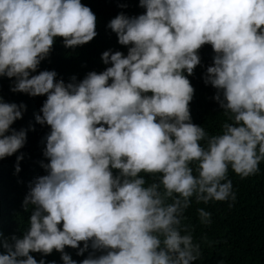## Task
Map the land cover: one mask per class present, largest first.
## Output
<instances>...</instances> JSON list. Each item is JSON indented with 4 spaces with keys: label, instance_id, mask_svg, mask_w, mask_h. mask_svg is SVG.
Returning a JSON list of instances; mask_svg holds the SVG:
<instances>
[{
    "label": "clouds",
    "instance_id": "9594fccd",
    "mask_svg": "<svg viewBox=\"0 0 264 264\" xmlns=\"http://www.w3.org/2000/svg\"><path fill=\"white\" fill-rule=\"evenodd\" d=\"M138 2L136 16L112 6L106 45L73 58L90 68L65 82L39 65L57 37L66 48L96 40L95 13L81 0H0V77L14 93L46 96L35 121L50 129L47 163L38 156L32 173L46 174L21 194L22 235L0 231V264H56L43 258L54 250L63 264H193L204 235L184 223L192 198L235 201L229 167L242 178L259 171L264 0ZM116 37L122 52L112 51ZM202 47L212 62L203 82L227 116L215 135L190 112ZM25 110L0 96V159L24 147L27 130L12 125Z\"/></svg>",
    "mask_w": 264,
    "mask_h": 264
},
{
    "label": "trees",
    "instance_id": "16d2710c",
    "mask_svg": "<svg viewBox=\"0 0 264 264\" xmlns=\"http://www.w3.org/2000/svg\"><path fill=\"white\" fill-rule=\"evenodd\" d=\"M96 15L97 35L90 45L87 43L75 48H66L60 37L55 39L49 56L41 61L40 70H54L57 79L69 82L79 68H90L87 58H76L78 55L95 56L98 49L108 41L106 34L110 30L107 27L108 20L115 17L114 6L130 11L133 16L142 14L145 9L139 6L138 0H81ZM109 2V3H107ZM109 4V6H107ZM113 6V7H112ZM103 11V13H102ZM109 14H106L108 13ZM125 46L117 42V37L112 42V51H123ZM201 64L196 68V82L191 83L194 87V96L190 102L192 122L205 128L209 135L219 134L221 124L227 120L223 110L219 109L216 101L212 99L216 89L205 85L202 75L206 66L212 62L208 59L206 50H199ZM10 79L0 77V96L5 102H21L26 105L21 119L12 125L19 130H27V140L23 148L12 156L0 159V231L5 236L16 234L22 235L24 231L22 221L24 208L22 201L28 191L29 182L39 175L46 174L41 167V162L47 163L43 156L44 138L50 131L47 125H40L35 121V116L40 114V108L46 96H29L25 93L10 91ZM31 126V127H30ZM43 139V140H42ZM43 147V148H42ZM23 154L24 159L20 162V171H15L17 155ZM41 157L40 167L44 172L33 176L36 169L37 157ZM196 174V164L191 165ZM228 178L232 181L233 191L236 194L235 201H210L208 204L197 203L192 198L191 206L185 211L184 223L189 224L198 233L204 236L198 240L201 248V256L193 264H264V161L259 164V171L248 177L235 174L229 167ZM231 205V206H229ZM203 208L211 213V223L208 225L200 222L197 209ZM31 211V207L29 208ZM73 259L80 261L85 256H78L76 249L65 248ZM37 260L41 259L40 253H31ZM46 262L55 261L63 264L60 253L55 250L52 254L43 257Z\"/></svg>",
    "mask_w": 264,
    "mask_h": 264
}]
</instances>
